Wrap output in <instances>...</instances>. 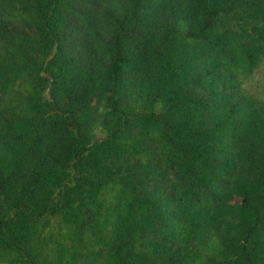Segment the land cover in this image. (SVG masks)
I'll return each mask as SVG.
<instances>
[{
  "label": "trees",
  "instance_id": "1",
  "mask_svg": "<svg viewBox=\"0 0 264 264\" xmlns=\"http://www.w3.org/2000/svg\"><path fill=\"white\" fill-rule=\"evenodd\" d=\"M264 0H0V264H264Z\"/></svg>",
  "mask_w": 264,
  "mask_h": 264
},
{
  "label": "rangeland",
  "instance_id": "2",
  "mask_svg": "<svg viewBox=\"0 0 264 264\" xmlns=\"http://www.w3.org/2000/svg\"><path fill=\"white\" fill-rule=\"evenodd\" d=\"M245 86L251 93L264 97V60L254 69Z\"/></svg>",
  "mask_w": 264,
  "mask_h": 264
}]
</instances>
